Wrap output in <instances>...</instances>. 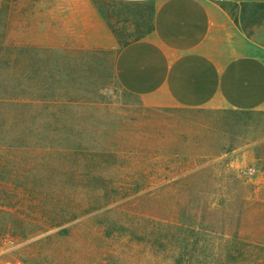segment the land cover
Returning <instances> with one entry per match:
<instances>
[{
	"label": "rangeland",
	"instance_id": "374dc122",
	"mask_svg": "<svg viewBox=\"0 0 264 264\" xmlns=\"http://www.w3.org/2000/svg\"><path fill=\"white\" fill-rule=\"evenodd\" d=\"M40 16L39 0L0 5V240L11 255L264 264V113L146 108L110 82L101 53L60 60Z\"/></svg>",
	"mask_w": 264,
	"mask_h": 264
},
{
	"label": "crops",
	"instance_id": "0c3cea01",
	"mask_svg": "<svg viewBox=\"0 0 264 264\" xmlns=\"http://www.w3.org/2000/svg\"><path fill=\"white\" fill-rule=\"evenodd\" d=\"M43 1L53 53H101L110 82L144 107L264 113V18L247 20L264 0Z\"/></svg>",
	"mask_w": 264,
	"mask_h": 264
},
{
	"label": "built area",
	"instance_id": "2783aa9c",
	"mask_svg": "<svg viewBox=\"0 0 264 264\" xmlns=\"http://www.w3.org/2000/svg\"><path fill=\"white\" fill-rule=\"evenodd\" d=\"M0 264H30L19 257L11 255L10 247L5 240H0Z\"/></svg>",
	"mask_w": 264,
	"mask_h": 264
},
{
	"label": "trees",
	"instance_id": "16d2710c",
	"mask_svg": "<svg viewBox=\"0 0 264 264\" xmlns=\"http://www.w3.org/2000/svg\"><path fill=\"white\" fill-rule=\"evenodd\" d=\"M259 11H260L259 16L253 15V17L251 19L248 18L247 20L249 22H251V23H254V22H257L258 21V19H257L258 17L260 18V20H261V18H264V4H262V5L259 6ZM229 113L232 114L233 116H237L239 114H247V113H253V112H250V111H230ZM255 155H256V157L259 160H261V159L264 158V153H255ZM263 168H264V165H263ZM200 173H202V170L199 171L198 169H196L189 176H191V177H196L197 176L199 178H204V177H202V174H200Z\"/></svg>",
	"mask_w": 264,
	"mask_h": 264
}]
</instances>
